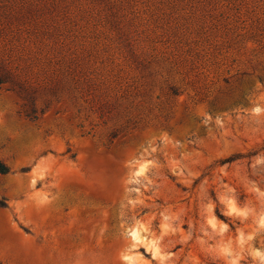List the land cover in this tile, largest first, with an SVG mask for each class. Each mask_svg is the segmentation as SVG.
Instances as JSON below:
<instances>
[{"label":"rangeland","instance_id":"rangeland-1","mask_svg":"<svg viewBox=\"0 0 264 264\" xmlns=\"http://www.w3.org/2000/svg\"><path fill=\"white\" fill-rule=\"evenodd\" d=\"M0 65V264H264V0H0Z\"/></svg>","mask_w":264,"mask_h":264},{"label":"trees","instance_id":"trees-1","mask_svg":"<svg viewBox=\"0 0 264 264\" xmlns=\"http://www.w3.org/2000/svg\"><path fill=\"white\" fill-rule=\"evenodd\" d=\"M6 84H10L12 87L18 85V88L20 89V93L22 94L28 91V89L24 88L19 83H17V81L15 80V78L13 77L10 71L6 70L5 68H3V66L0 65V86ZM30 100L33 101L32 97H30ZM27 117L33 121L37 120L36 111L34 110L33 107L30 109V113L27 114ZM10 173H11L10 168L5 163L0 161V175L4 176ZM0 208L9 209L8 201L5 198L0 197Z\"/></svg>","mask_w":264,"mask_h":264}]
</instances>
